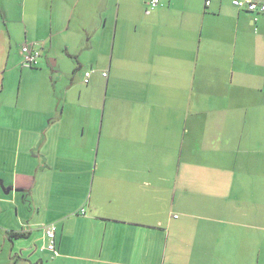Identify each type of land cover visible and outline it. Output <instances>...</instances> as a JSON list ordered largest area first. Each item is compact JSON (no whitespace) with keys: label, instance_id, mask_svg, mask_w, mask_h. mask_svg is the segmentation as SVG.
Segmentation results:
<instances>
[{"label":"crops","instance_id":"1","mask_svg":"<svg viewBox=\"0 0 264 264\" xmlns=\"http://www.w3.org/2000/svg\"><path fill=\"white\" fill-rule=\"evenodd\" d=\"M205 1L0 0V264H264V12ZM116 42L129 65L102 70L101 114L73 134L72 104L32 75L48 54ZM24 43L40 48L35 66ZM179 113L176 147L147 142ZM137 154L174 169L161 187L178 216L137 195Z\"/></svg>","mask_w":264,"mask_h":264},{"label":"rangeland","instance_id":"2","mask_svg":"<svg viewBox=\"0 0 264 264\" xmlns=\"http://www.w3.org/2000/svg\"><path fill=\"white\" fill-rule=\"evenodd\" d=\"M119 47L124 48L125 51L118 53ZM102 55L103 53H92L90 51L81 54L57 51L55 55L48 54V56H43L40 59V67H43V76L37 71L32 75L33 79L40 81L41 78L47 80L48 84L54 83V91L57 92L58 99H65L67 103L72 104L64 109L65 115L72 118L71 130L73 134L80 132V127H86L84 123L85 118L96 117L101 114L103 90L105 87V78L101 75V72L109 66H111V75L115 72H124L126 70L129 65V61H127L129 56L128 42H116L114 44L113 54L108 53L106 56ZM87 70L93 71L89 79V84L83 82V73ZM56 80L58 83L63 84V88L61 84H55ZM41 90L45 93L46 86L42 87ZM16 91L15 83H13L11 84V90L6 89L5 93H8L9 97L14 101ZM58 106L60 111L62 106ZM188 111L189 109H186V112ZM180 115L181 113L175 116L174 121L169 122V126H165L164 124L160 126L161 123L154 122L152 128V131L153 129L154 131L146 137L147 142L155 147H176L179 141L178 136L180 135L178 132H181V122L178 121ZM116 143H121V141L117 140ZM148 153L151 154L152 150H148ZM11 157H14V154H11ZM115 157L117 158L116 163L121 162L119 156ZM135 157L137 158L135 159L137 168L136 173L131 177V182L136 188L137 195L139 197H146L147 202H151L153 212H159L158 207H163L164 209L166 208L167 212H174L178 216L179 210L177 204L171 206L172 203L170 200L168 202L164 201L167 198H171L172 194L164 192L161 187L165 183L174 181V169L159 163L151 165L144 158L141 159V156L138 154ZM169 157L171 162L175 161L174 155H170ZM184 157L186 163H191L197 158L186 154ZM133 159L131 157V160ZM67 163L71 167L77 164L75 170L79 167V161L77 160H69ZM65 173L71 174L72 172ZM150 178L153 184L152 187L147 186L145 182L146 179ZM48 258L50 259V257Z\"/></svg>","mask_w":264,"mask_h":264},{"label":"built area","instance_id":"3","mask_svg":"<svg viewBox=\"0 0 264 264\" xmlns=\"http://www.w3.org/2000/svg\"><path fill=\"white\" fill-rule=\"evenodd\" d=\"M210 0H206L205 4L208 5ZM159 0H149L147 2V11L155 8L159 5ZM232 5L237 8L244 9L247 11L263 12L264 11V1L262 0H231ZM41 55L40 48L36 47L34 44H22L20 47V60L23 65L33 66L36 65L38 59ZM92 71H86L83 75L84 83H88ZM103 76H106V71L102 72ZM56 226L54 223L47 224L43 226V233L45 238V249L50 251L52 256L58 254L56 250V240H55Z\"/></svg>","mask_w":264,"mask_h":264},{"label":"trees","instance_id":"4","mask_svg":"<svg viewBox=\"0 0 264 264\" xmlns=\"http://www.w3.org/2000/svg\"><path fill=\"white\" fill-rule=\"evenodd\" d=\"M264 12V11H263ZM24 44H30V43H24ZM35 45V44H34ZM22 46V45H21ZM20 46V47H21ZM36 47H38L37 45H35ZM39 48V47H38ZM33 66H35V65H33ZM82 211H83V209H82ZM47 224H50V222H46V223H43V224H41L40 225V228L42 229V233H43V226H45V225H47ZM55 226H56V224H54ZM56 232H57V226H56ZM56 232H55V240H56ZM43 236H44V233H43ZM56 250H57V248H56ZM57 252H58V250H57Z\"/></svg>","mask_w":264,"mask_h":264}]
</instances>
